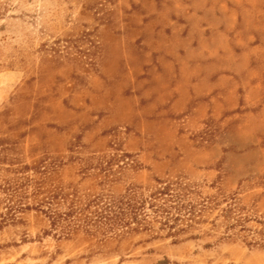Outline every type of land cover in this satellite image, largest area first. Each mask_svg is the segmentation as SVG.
<instances>
[{
  "label": "rangeland",
  "instance_id": "rangeland-1",
  "mask_svg": "<svg viewBox=\"0 0 264 264\" xmlns=\"http://www.w3.org/2000/svg\"><path fill=\"white\" fill-rule=\"evenodd\" d=\"M27 175L63 213L166 184L208 209L177 237L0 218V264H264L221 217L264 218V0H0V183Z\"/></svg>",
  "mask_w": 264,
  "mask_h": 264
},
{
  "label": "trees",
  "instance_id": "trees-1",
  "mask_svg": "<svg viewBox=\"0 0 264 264\" xmlns=\"http://www.w3.org/2000/svg\"><path fill=\"white\" fill-rule=\"evenodd\" d=\"M0 190L5 202L8 201L7 205L5 203L6 212L0 213L2 224L15 223L19 219L18 214L35 210L67 237L81 231L92 236L153 232L157 224L159 231H167L169 236L177 237L194 224H199L208 209L197 211L191 203H184L171 184L162 185L148 194L131 190L117 198H105L107 194L87 201L72 197L65 213L60 211V203L70 197L62 187L48 188L31 175L14 184L3 180ZM236 211L234 204L221 210V217L227 222L226 230H238V236L245 237L249 245L264 246V218L254 219Z\"/></svg>",
  "mask_w": 264,
  "mask_h": 264
}]
</instances>
